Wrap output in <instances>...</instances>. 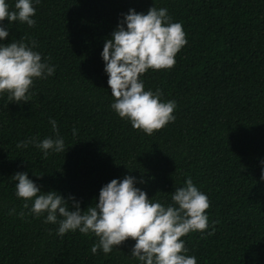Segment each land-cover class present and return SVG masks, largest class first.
<instances>
[{
    "label": "trees",
    "instance_id": "16d2710c",
    "mask_svg": "<svg viewBox=\"0 0 264 264\" xmlns=\"http://www.w3.org/2000/svg\"><path fill=\"white\" fill-rule=\"evenodd\" d=\"M153 5L181 23L187 43L172 68L142 77L145 90L177 103L174 122L147 135L110 108L100 53L121 14ZM35 7L36 25L12 22L4 43L36 41L56 70L34 82L28 103L0 96V264H139L132 239L93 255L94 235L58 236V225L33 217L16 197V172L44 192L74 196L82 209L126 174L142 178L136 186L161 203L190 177L216 223L212 235L182 237L187 255L197 264H264V0H41ZM49 119L65 153L17 147L53 136ZM13 208L25 216L9 215Z\"/></svg>",
    "mask_w": 264,
    "mask_h": 264
},
{
    "label": "clouds",
    "instance_id": "9594fccd",
    "mask_svg": "<svg viewBox=\"0 0 264 264\" xmlns=\"http://www.w3.org/2000/svg\"><path fill=\"white\" fill-rule=\"evenodd\" d=\"M40 3L41 0H15L11 6L7 0H0V96L7 94L9 102L28 103L34 82L51 77L56 70L47 57L34 50L36 41L12 39L4 43L12 22L30 28L36 25L35 5ZM121 17L100 53L113 97L110 108L134 129L152 135L174 122L177 103L163 100L160 89L145 90L142 77L149 69L172 68L176 54L187 43L186 34L181 23L173 22L166 7L153 5L146 13L130 8ZM5 20L7 25L3 23ZM49 124L53 136L39 141L29 137L17 147L27 148L31 144L44 157L65 153V141L59 135L56 120L49 119ZM260 166L264 179V160ZM11 179L15 182L16 197L24 201L23 207L35 218L44 217L45 224L58 225V236L78 231L97 237L91 247L93 255L98 250L110 254L132 239L135 243L130 255L139 264H197L195 256L187 255L189 250L182 237L190 232L212 235L215 231L216 222L209 224L206 211L210 207L209 198L190 177L170 193L169 203H161L136 186L144 183L142 178L126 174L103 185L98 199L86 209L81 208L74 196L66 199L55 190L42 191L27 172H16ZM14 213L21 218L25 216L23 211L9 210V215Z\"/></svg>",
    "mask_w": 264,
    "mask_h": 264
}]
</instances>
